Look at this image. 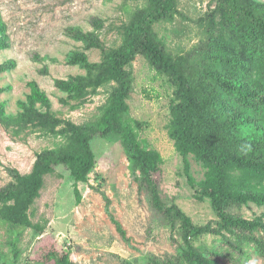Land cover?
Returning a JSON list of instances; mask_svg holds the SVG:
<instances>
[{"label":"rangeland","instance_id":"1","mask_svg":"<svg viewBox=\"0 0 264 264\" xmlns=\"http://www.w3.org/2000/svg\"><path fill=\"white\" fill-rule=\"evenodd\" d=\"M174 1L175 11L152 23V35L168 53L190 54L196 69L194 85L232 88L224 95L232 100L231 111H224L221 120L239 118L235 135L242 137V149H264V90L256 100L236 95L245 91L250 97L252 89L242 85L256 78L264 80L262 61L252 60L249 71L235 69L237 79L229 84L228 72L218 59L225 54L219 50L216 56L213 51V46L225 45L220 42L222 37L232 38L231 27L218 31L220 14L227 13L226 24H231L230 13L236 18L239 13L248 19L264 17V0ZM241 5L245 6L242 10ZM146 6L145 0H0V43L6 45L0 47V192L16 183V172L31 171L38 153L79 150L65 122L83 127L99 123L117 83L106 80L94 85L92 81L108 55L121 46L133 13ZM213 12L215 21L211 20ZM225 53L230 59L236 55L228 49ZM125 69L131 91L123 119L134 127L145 149H155L162 156L160 170L153 176L160 198L180 207L198 225H215L214 207L199 192L198 181L204 178L205 168L189 156L195 179L191 185L182 156L169 137L173 85L141 52ZM36 112L59 122L42 126ZM90 144L96 168L88 183L77 185L79 199L67 167L57 165L44 176L40 194L28 209L32 226L0 218V264H35V245L47 234L54 236L59 249L70 253L74 264H147L149 255L176 252L179 244L162 213L152 207L147 190L137 187L120 137L92 134ZM232 211L247 219L264 218V205L252 202ZM211 240L206 237L202 242ZM248 254L251 264H264V257L253 248Z\"/></svg>","mask_w":264,"mask_h":264},{"label":"trees","instance_id":"2","mask_svg":"<svg viewBox=\"0 0 264 264\" xmlns=\"http://www.w3.org/2000/svg\"><path fill=\"white\" fill-rule=\"evenodd\" d=\"M145 1L147 6L133 13L121 46L108 55L99 75L92 81L94 85L106 80L117 83L102 110L98 126L83 127L66 121L67 129L79 150H46L38 153L31 171L27 174L16 172V183L12 184L10 190L0 192V218L13 224L32 226L28 209L40 194L44 176L53 173L57 165L67 167L69 180L79 199L77 185L88 183L90 174L96 168V156L90 144L91 135L99 133L106 136L113 133L120 137L138 189L147 190L152 207L162 213L171 235L176 237L179 244L171 255H149L147 264H251L248 258L250 248L264 257V218L262 215L252 219L243 218L235 214L232 208H239L249 202L264 205V149H242V137L237 138L235 135L239 118L227 122L221 120L224 111H231L232 100L224 95L232 92V88L222 86V91L215 86L194 85L192 74L196 69L191 65L190 54L168 53L152 35V23L171 15L175 11V1ZM243 8L245 6L241 5V10ZM215 13L211 14V20L215 21ZM226 15V12L220 14L217 28L222 33L231 27L232 38L227 40L222 37L223 41L220 42L225 45L213 46V51H217L218 56L219 50H223L227 56L218 59L228 72L229 84H232V78L237 79L234 70L249 71L252 60L256 58L262 61L260 68L264 71V17L248 19L247 14L239 13L236 18L235 14L230 13L228 19L231 24H226ZM4 46L0 43V47ZM225 49H228L229 54L236 53L235 57L228 58ZM138 52L144 54L149 64L159 74L165 75L174 87L169 137L182 156L183 170L191 185H194L195 179L190 173L189 156L192 155L205 168L204 178L198 181L199 192L202 197H208L214 207L217 215L215 225H198L180 207L160 198L158 184L153 176L160 170L162 156L155 149H145L134 127L123 119V114L128 110L127 100L131 91L125 65ZM58 83L66 86L65 82ZM242 86L252 89L250 97L245 91H238L237 96L252 100L263 97L264 80L256 78L255 82ZM259 109V106L256 107V112ZM34 116L42 126L59 122L58 119L49 121L45 114L39 112ZM111 218L119 233L127 238L120 223ZM206 237L212 240L202 242ZM35 248V264H74L70 253L59 249L51 234L41 237ZM122 264L131 263L124 261Z\"/></svg>","mask_w":264,"mask_h":264}]
</instances>
